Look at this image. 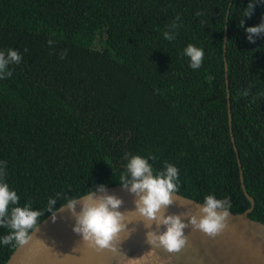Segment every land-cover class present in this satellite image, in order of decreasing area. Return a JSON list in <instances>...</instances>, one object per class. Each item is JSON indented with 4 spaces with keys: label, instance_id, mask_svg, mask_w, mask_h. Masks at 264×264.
Segmentation results:
<instances>
[{
    "label": "trees",
    "instance_id": "16d2710c",
    "mask_svg": "<svg viewBox=\"0 0 264 264\" xmlns=\"http://www.w3.org/2000/svg\"><path fill=\"white\" fill-rule=\"evenodd\" d=\"M254 2L241 28L249 0H0V52L21 55L0 79V180L16 206L40 223L66 197L120 184L141 156L154 175L177 167V194L201 204L213 195L243 213L248 194L264 224V43L245 32L264 20ZM189 44L204 52L199 69ZM15 248L0 244V264Z\"/></svg>",
    "mask_w": 264,
    "mask_h": 264
},
{
    "label": "clouds",
    "instance_id": "9594fccd",
    "mask_svg": "<svg viewBox=\"0 0 264 264\" xmlns=\"http://www.w3.org/2000/svg\"><path fill=\"white\" fill-rule=\"evenodd\" d=\"M259 2L264 3V0ZM255 4L254 0H249L239 27H244L245 17H251ZM171 27L175 29L177 25L173 24ZM245 32L247 40L255 43V38L264 34V20L257 26L247 27ZM164 38L173 40L175 35L165 32ZM51 43L50 40L49 44ZM184 54L190 58L189 66L192 69L201 67L204 57L202 49L189 44L184 49ZM20 61L21 55L17 50L8 49L7 54L0 52V79L11 77L12 72L7 70V66ZM3 165H6V162H0V177L6 174ZM124 168L125 174L121 176L119 183L137 197L134 200L135 210L119 211L123 203L122 199L106 194V186L103 184L95 186L82 198L66 197L64 206L59 209L63 211L66 207L72 214L75 219L73 232L81 235L83 242L87 243L89 248L97 252L108 250L113 254L118 253L120 258L117 264H171L174 254L180 252L187 244L188 237L183 232L185 228L191 226L193 230L215 238L228 227L231 203L228 199L219 200L213 195L204 198L203 204L197 210L199 214L190 211L182 215L165 214L168 206L175 203L173 197L179 191V169L173 164L165 163L164 169L154 175L148 159L132 156L127 159ZM96 192L104 194L97 196ZM57 198L48 200L49 212L55 208ZM19 200L16 191L10 190L9 185L0 180V226L10 229L7 235L0 238V244L5 246H22L32 239L31 233L38 230L37 221L41 212L32 210L28 204L24 207L16 206ZM78 203L79 212L76 211ZM10 205L14 207L9 211ZM126 213L140 217V221L147 229H151L153 223L157 229L161 226L166 229L163 232L152 230L146 232V243L151 249L139 258H127L118 248V244L122 241L118 240L119 234L127 231L128 238L135 231V229H127V223L132 221L128 220ZM182 216L187 217V222ZM157 248H162L171 255L161 259L156 252Z\"/></svg>",
    "mask_w": 264,
    "mask_h": 264
},
{
    "label": "water",
    "instance_id": "95a60500",
    "mask_svg": "<svg viewBox=\"0 0 264 264\" xmlns=\"http://www.w3.org/2000/svg\"><path fill=\"white\" fill-rule=\"evenodd\" d=\"M262 35L264 43V34ZM225 70H227L226 62ZM228 115L231 127L229 108ZM230 135L232 137L231 130ZM232 143L234 144L233 138ZM234 148L237 151L236 147ZM237 159L241 187L245 191L238 156ZM103 194L96 192L97 196ZM106 194L122 199L123 203L118 209L119 211L135 210L134 200L137 197L123 188L121 184L106 187ZM246 196L250 202V208L243 213L230 211L228 227L215 238L193 230L191 226L183 230L184 235L188 237L186 244L188 264H264V224L249 217L255 202L248 194ZM173 199L175 203L168 206L166 215H182L186 211L199 214L197 210L201 203L177 193ZM63 206L64 204L38 223V230L31 233L32 239L26 244L16 247L5 264H71L70 254L77 245L79 246L82 237L73 232L75 219L66 207L65 210L59 211ZM76 211H80L79 203L76 206ZM54 215L55 219H53ZM126 215L132 224L144 225L137 215L132 213H126ZM182 219L187 222V217L182 216Z\"/></svg>",
    "mask_w": 264,
    "mask_h": 264
},
{
    "label": "bare ground",
    "instance_id": "6f19581e",
    "mask_svg": "<svg viewBox=\"0 0 264 264\" xmlns=\"http://www.w3.org/2000/svg\"><path fill=\"white\" fill-rule=\"evenodd\" d=\"M127 229H135V231H133L128 238L127 231L121 232L118 236V240H122L118 244V248L126 255L127 258H139L150 251L151 246L146 243L147 231L152 230L163 232L166 230L164 226L157 229L155 223H153L151 229L145 228L144 225L127 223ZM156 252L161 259H166L169 255H171L162 248H157ZM119 258L118 253L113 254L108 250L97 252L94 249L89 248L87 243L83 242V238H81L79 246L77 245L76 249L70 254L71 264H117V260ZM187 258L188 255L185 246L180 252L174 254L171 264H188Z\"/></svg>",
    "mask_w": 264,
    "mask_h": 264
}]
</instances>
